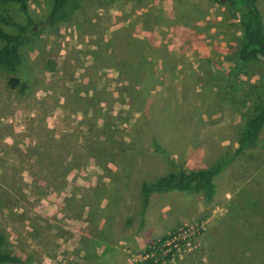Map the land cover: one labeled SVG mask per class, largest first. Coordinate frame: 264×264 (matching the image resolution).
Returning a JSON list of instances; mask_svg holds the SVG:
<instances>
[{
	"label": "rangeland",
	"instance_id": "rangeland-1",
	"mask_svg": "<svg viewBox=\"0 0 264 264\" xmlns=\"http://www.w3.org/2000/svg\"><path fill=\"white\" fill-rule=\"evenodd\" d=\"M27 2L41 26L52 0ZM39 30L17 72L0 68L3 248L27 264H145L154 241L193 229L161 264H264V125L211 201L171 191L142 206L144 184L230 157L264 104V59L237 62L225 1L90 0L73 25Z\"/></svg>",
	"mask_w": 264,
	"mask_h": 264
},
{
	"label": "trees",
	"instance_id": "trees-1",
	"mask_svg": "<svg viewBox=\"0 0 264 264\" xmlns=\"http://www.w3.org/2000/svg\"><path fill=\"white\" fill-rule=\"evenodd\" d=\"M88 1L90 0H52L45 23L41 26L45 29H56L73 25ZM215 1L221 2V0ZM0 2L6 7L14 4L24 19V22L21 23L7 11L0 13V41L3 43L0 47V68L17 72L21 64V48L26 45L31 35H38L42 30L38 29V25L33 24L27 0H0ZM225 3L235 13L241 28V43L236 53L237 62L243 65L261 58L264 59V11L261 9L260 0H225ZM7 85L21 93L26 89V85L17 78H9ZM263 125L264 104H259L255 106L253 113L246 118L238 140V147L230 157L221 159L205 169L173 171L149 184H144L141 187L143 209L148 206L152 193L203 192L206 200L211 201L215 194V176L236 157L246 152L253 153L256 151ZM167 239V236H163L154 241L151 246L145 249L144 253H151L153 248L159 247ZM170 254L169 252L162 259L161 254L156 250L155 255L144 260V263L161 264L163 260L169 259ZM0 264H27L20 257L3 248V236L1 234Z\"/></svg>",
	"mask_w": 264,
	"mask_h": 264
},
{
	"label": "built area",
	"instance_id": "built-area-1",
	"mask_svg": "<svg viewBox=\"0 0 264 264\" xmlns=\"http://www.w3.org/2000/svg\"><path fill=\"white\" fill-rule=\"evenodd\" d=\"M195 233V230L193 229H183L174 234L172 237L168 238L166 241H164L159 247L153 248L151 253H143L139 258L140 260H146L150 257H153L155 255V251L158 250L160 254H163L165 252L170 251L171 247L176 248L177 242L180 239H185L186 237L193 235Z\"/></svg>",
	"mask_w": 264,
	"mask_h": 264
},
{
	"label": "water",
	"instance_id": "water-1",
	"mask_svg": "<svg viewBox=\"0 0 264 264\" xmlns=\"http://www.w3.org/2000/svg\"><path fill=\"white\" fill-rule=\"evenodd\" d=\"M221 1H225V0H221ZM42 28V26H38V29Z\"/></svg>",
	"mask_w": 264,
	"mask_h": 264
}]
</instances>
